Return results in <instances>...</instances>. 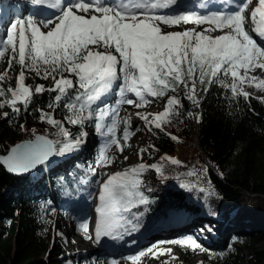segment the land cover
<instances>
[{"label": "snow or ice", "instance_id": "obj_1", "mask_svg": "<svg viewBox=\"0 0 264 264\" xmlns=\"http://www.w3.org/2000/svg\"><path fill=\"white\" fill-rule=\"evenodd\" d=\"M179 2L31 0L35 5L47 4L52 9H59V14L54 19L46 20H37L33 16L17 18L6 30L5 38H0V62L7 57L8 65L0 72V98L10 97L0 100V108L8 105L18 112V103L27 106L35 94L46 91L58 93L54 99L59 103L70 89H76L77 94L72 102L65 105L71 113L66 119L73 125L83 127L85 121L95 116V128L101 132L109 112L107 106L97 109L93 105L109 93L117 81H122L118 104L126 103L141 108L151 103L149 97H166L163 111L154 114L136 113L146 125L160 129L181 105L178 95L168 93L178 92L181 86L186 90V98L197 106L198 86H204L202 91L206 92L208 86L219 82L230 88L233 96L245 98L249 97V93L243 90L245 83L264 88V79L250 75L256 69L264 70V46L253 38V33L264 38V0H256V7L250 13L247 10L253 0H241L234 10L227 12L209 11L200 14L173 11L160 14L157 11L173 6L178 8ZM182 24H192L194 27L182 31L165 30L166 27ZM216 32L220 34L213 35ZM14 64L20 69L16 83L4 88L3 83L10 78ZM27 73L51 80L52 86L46 88L43 84H27ZM125 93H133L137 99L127 98ZM261 99L264 101V98ZM3 115L7 116L8 113L4 112ZM188 115L192 116L193 113ZM40 120L59 125L60 134L64 137L59 148L60 155L79 148L87 135L81 132L73 138L50 112L41 111ZM120 123L117 110L112 109L111 123L107 126L111 136L101 150L100 162L113 163V158L106 155V150L112 145L123 151L121 140L115 134ZM124 123L123 139L126 141L130 135L131 117H127ZM55 143L45 136L35 135L34 140L17 144L8 155L0 156V162L9 172L26 173L57 153ZM144 151L141 149V153ZM168 159L172 163H179L174 158ZM146 167L139 164L116 172L101 184L100 204L96 209L99 214L95 225L97 240L119 233L123 227L122 214L130 212L136 204L148 203L147 197L139 190L142 183L140 176ZM151 167L159 171L157 165ZM128 223L131 224V221ZM80 228L85 234L89 231L87 223H82ZM173 243L193 249L199 247L191 237ZM155 248L157 246L153 245L147 252L129 259L135 262L146 254L156 255L157 252L153 251ZM158 251L164 255L171 250Z\"/></svg>", "mask_w": 264, "mask_h": 264}, {"label": "trees", "instance_id": "obj_2", "mask_svg": "<svg viewBox=\"0 0 264 264\" xmlns=\"http://www.w3.org/2000/svg\"><path fill=\"white\" fill-rule=\"evenodd\" d=\"M9 1L1 2L8 4ZM22 1L25 12L28 4L35 5L31 0ZM30 16L40 20L38 13H31ZM6 61L7 57L0 62V72L8 67ZM19 70V66L14 64L10 78L3 83L4 88L15 85ZM27 75L26 83L29 85L52 86L51 80H44L34 73ZM121 83L117 81V86H113L93 108L118 104L117 101L121 100L118 85ZM203 87L198 86L197 89L199 110L195 112L194 103L186 98V90L181 86L176 92L181 100L179 112L182 119L179 128L171 124L170 129L167 128L168 132L163 127L157 129L151 126L148 130L149 141L143 149L144 153H149L146 160L150 165L162 161L166 164L168 156L174 157L179 146L184 145V142L172 137H180L188 142L193 139L192 133L195 132L200 147L196 150L203 164L200 173H192L190 166L178 168L168 163L166 165L171 168V172L159 170L158 173L164 177L193 176L220 197L224 206L212 211L208 197H189V183L172 182L158 189L157 193H151L149 197L146 195L147 204L134 206L135 217L138 218L135 227L150 228L155 218L173 216L176 222H183L185 233H190L193 227L210 222L209 218L219 220L221 226L216 230L217 237L214 240L202 242L196 236H191L197 241L198 248L173 243L178 241L172 236L177 229L170 231L173 234L165 235L166 239L161 244L176 246L189 259L201 253L211 264H264V101L261 99L264 96H233L231 89L219 82L208 86L206 92L202 91ZM57 94L47 91L35 94L29 105L17 104L20 109L18 112L8 105L0 108V153L6 152L8 143L17 141L15 137L23 130L29 131V136H33V130L38 127L47 133H55L54 125L40 120L41 111L45 110L52 113L57 121L61 120L62 126L73 138L86 132L87 128L96 130L95 116L85 121L83 127L73 125L66 119L71 113L65 105L72 102L77 94L76 89H70L59 103L54 99ZM8 98L6 96L0 100ZM50 104L52 107H49ZM4 112L8 115L4 116ZM189 113L193 115L189 116ZM110 123V117L106 116L104 124L107 126ZM74 126L78 127L75 131ZM120 131L121 127L117 129V135ZM60 137L64 141L61 134ZM240 141L245 143L240 144ZM102 143L96 136L92 161L98 164L102 163L99 156ZM201 154L206 157L203 158ZM73 155L76 162L69 163L66 168L54 167L49 161L40 165L38 170L24 174L9 172L0 164V264H103L100 248L91 243L90 255L80 259L53 242L56 220L69 210V199L77 197L79 190L92 185L94 175L83 167L89 165L90 158L79 152ZM150 172L151 169L145 168L142 173L148 177ZM254 197L259 201L260 209L255 213L248 210L247 215L242 217L241 214L249 208ZM181 213L183 217H180ZM188 215L190 217L187 218ZM75 222L76 234L91 240V228L85 234L80 228L82 223Z\"/></svg>", "mask_w": 264, "mask_h": 264}, {"label": "rangeland", "instance_id": "obj_3", "mask_svg": "<svg viewBox=\"0 0 264 264\" xmlns=\"http://www.w3.org/2000/svg\"><path fill=\"white\" fill-rule=\"evenodd\" d=\"M1 1L2 0H0V20L2 19L4 21V28L2 29L0 25V38H5V32L10 27V24L17 18H23L21 16L19 17L18 14H20L19 10L22 6H24V4L20 0H10L8 4L2 3ZM254 7H256V0H253V3L249 6V9L247 10L248 13H250V11ZM37 8L39 11L40 20L54 19L55 15L59 14L57 13L50 16V14L48 13L53 9L48 7L47 4L40 5ZM192 27H194L192 24H182L178 27H166L165 30L182 31L185 28ZM197 30L200 29L197 28ZM217 34L220 33H213V35ZM253 38L256 39L261 46H264V38L259 37L255 33L253 34ZM241 73H243V70H241ZM116 83L114 84V86H117ZM243 90L252 95L264 96V88L249 86L247 83L243 85ZM168 95H176V93L169 92ZM126 96L131 99H137L133 93H126ZM150 100L151 103L141 108H136L134 105H128L126 103L107 106V110L109 112L108 116L110 117V119H112V109L117 110L118 117L121 121L118 126L121 127V131L119 135H117V138L121 140L123 146L122 152L119 151L115 145H112L106 150V155L113 158V163L111 164H106L103 162L101 164H98L92 161L94 149L96 147V136H98L99 139H101L103 142L100 148V153L104 148L105 143L111 136V134L107 131L108 125H105V128L102 129L101 132H97V130L93 131V129L87 128L85 132L87 133V135L83 138L84 142L82 143L81 147H79V149H74L71 152L64 153L63 155L58 154L59 148L63 143L59 134V125L54 127L56 131L55 133H47L42 129V127H38L37 129L35 128V134L37 132L47 133L54 140V142H56L55 147L57 149V153L54 154L52 160H50V162L54 164V167L60 166L61 168H66L69 163H75L76 161L73 154L74 152H79L80 154H84L88 158H90L89 165H84L83 167H85L88 172L94 175L92 185H90L85 190H79L77 197H71L69 199L70 203L68 205L69 210L66 213H63L56 220L53 242L57 245H62L63 248L67 249L68 252L71 253L75 258L80 259H82L83 257H88L90 255L91 243L92 246L100 248L103 254L101 257L102 261H104L103 264H112L113 261H115V264H211L210 260L201 253H198L197 255L189 259V256L181 252L180 249L176 246L161 244L163 240L166 239L159 236L162 234V232L173 231L177 229V234H173L172 236H175L173 239L178 241H181V233L185 232L183 222H176V220L173 219V216H169L166 218H155L154 221H151V224H153V226L150 228L147 226L144 229L142 228L143 230L139 229L138 227H135V229H133V226H135L136 222H138V218L135 217V212L133 209L134 207H132L130 212L122 214L124 217L122 221L123 227L119 230V233H114L112 236H102L99 240H97L95 237V225L99 219V214L97 213L96 209L100 204L99 191L101 184L105 180H107L109 175L124 171L125 169L132 168L139 164H144L147 166L146 168L151 169L150 175L148 177H146L143 173L140 176L142 183L139 190L143 192L145 197L146 195L147 197H149V194L151 193H157L158 189H163L164 186L168 183L180 181L181 183L190 184L189 197L198 196L199 199L205 196L208 197L209 208L212 211H217L222 208V206H224V202L220 197H218L209 188L201 185L194 179L193 176H190L188 174L179 177L174 175L165 177L160 176L157 169L151 167L152 165L147 163L146 159L149 153H141V149H143L146 143L149 141L148 130L151 126L146 125L145 122L136 115V113L140 112L144 114H154L156 112L163 111L165 107L166 97L160 99L152 98ZM194 106L195 112H197L199 110V106L195 104ZM103 108H105V105L99 107V109ZM44 112L49 111L45 110ZM129 116L131 117V125L129 126L130 135L129 138L125 141L123 139V131L126 127L124 121ZM181 119L182 117L179 112L178 106L177 110L168 118V122L164 123L162 127L168 132L170 129L169 126L171 124L179 128ZM58 121L60 122V125H62L61 120ZM77 128V126H74L73 131H75ZM192 135L193 139L188 142H185V140L180 137L177 138L180 142H184V145L179 146L174 157H170L179 161V163H172L171 160L168 159L169 156L166 161L168 164H171L172 166L178 168H185V166H190L192 173L195 172L198 174L200 173V170L203 169V164L201 163V159L196 150V148H199L196 133L193 132ZM33 136H29V131L23 130L18 136L15 137V140L19 141L21 139L31 138ZM13 143L14 141L9 142L8 147ZM241 143L244 144L245 141H240V144ZM125 157H128V159L126 160ZM202 157L205 158L206 156L203 155ZM166 164L162 161L153 165H157L159 167V170L169 173L171 172V168ZM45 177L48 178V175H45ZM259 204V201L256 200V197H254L252 203L249 205V208L246 209V211H244L241 216L245 217L248 213V210L253 213L258 212V210L260 209L258 208ZM172 214L174 213L172 212ZM180 215V217H183L182 213ZM188 217H190V215H188L187 218ZM129 220L131 221V224L128 223ZM208 220H210V222L205 225V230L207 226H210L211 231L208 232L210 234V236L208 237H210V240L215 239L217 237V231L214 230V224H220L219 220H211V218H209ZM75 221L87 223L90 226L92 242L90 239H85L76 234ZM174 223H179V225ZM219 226H221V224L218 225V227ZM114 236L116 238H114ZM153 245L157 246V248L153 249L154 252H157L156 255H152L151 253H149L141 257L139 261L135 262L129 259V257L138 256L141 252H147V250L149 248H152ZM167 249H170L171 251L165 252L164 255L159 254L158 250ZM247 254L249 255V252H247ZM118 258L121 259L119 260Z\"/></svg>", "mask_w": 264, "mask_h": 264}, {"label": "water", "instance_id": "obj_4", "mask_svg": "<svg viewBox=\"0 0 264 264\" xmlns=\"http://www.w3.org/2000/svg\"><path fill=\"white\" fill-rule=\"evenodd\" d=\"M35 135H42V136H45L46 138H48V139L54 141V140L49 136V134H47V133L37 132ZM35 135H34L33 137H31V138L21 139V140H19V141L14 142L13 144H10L9 147H8V150H7L6 152H1V153H0V156H6V155H8L9 152H10V149H11L12 147H14L15 145H17V144H23V143H25V142H27V141L34 140ZM198 147H199V145H198ZM199 148H200V147H199ZM53 156H54V154H53ZM53 156H51V157L49 158L48 161L52 160ZM48 161H46V162H48ZM0 164L3 165L2 162H0ZM3 166H4V167L6 168V170H7V167H6L5 165H3ZM39 168H40V165H38V166H37L36 168H34V169H31L30 171H32V170H38ZM211 168H212L213 170H215L213 166H211ZM14 174H18V173H14ZM19 174H24V173H19Z\"/></svg>", "mask_w": 264, "mask_h": 264}, {"label": "bare ground", "instance_id": "obj_5", "mask_svg": "<svg viewBox=\"0 0 264 264\" xmlns=\"http://www.w3.org/2000/svg\"><path fill=\"white\" fill-rule=\"evenodd\" d=\"M48 14H52V10ZM241 74H243V73H241ZM250 75L256 76L258 79H263L264 78V71L261 69H256L255 71L251 72Z\"/></svg>", "mask_w": 264, "mask_h": 264}]
</instances>
